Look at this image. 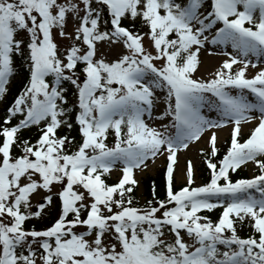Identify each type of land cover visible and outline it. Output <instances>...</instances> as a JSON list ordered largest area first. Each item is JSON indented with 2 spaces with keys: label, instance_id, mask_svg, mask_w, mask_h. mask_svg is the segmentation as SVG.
<instances>
[{
  "label": "snow or ice",
  "instance_id": "6c2138e0",
  "mask_svg": "<svg viewBox=\"0 0 264 264\" xmlns=\"http://www.w3.org/2000/svg\"><path fill=\"white\" fill-rule=\"evenodd\" d=\"M0 264H264V0H0Z\"/></svg>",
  "mask_w": 264,
  "mask_h": 264
},
{
  "label": "rangeland",
  "instance_id": "374dc122",
  "mask_svg": "<svg viewBox=\"0 0 264 264\" xmlns=\"http://www.w3.org/2000/svg\"><path fill=\"white\" fill-rule=\"evenodd\" d=\"M215 57H217L219 59V61L222 59V57H219V56H215ZM209 58H212V56H205L204 57V64H203V66L199 72V75H201L202 77H207L208 73L211 72L219 63V61H216V63H214L213 61L209 60ZM227 135H228L227 132L222 133L221 139H225L227 137ZM186 155L188 158L193 159L197 163L198 166H200L199 157L197 156L195 149L192 152L187 153ZM160 163H162V161L158 162L157 165L151 171H149L145 174V176L148 174H155V172L158 171V169L160 168ZM179 182L183 183L182 180Z\"/></svg>",
  "mask_w": 264,
  "mask_h": 264
},
{
  "label": "trees",
  "instance_id": "16d2710c",
  "mask_svg": "<svg viewBox=\"0 0 264 264\" xmlns=\"http://www.w3.org/2000/svg\"><path fill=\"white\" fill-rule=\"evenodd\" d=\"M207 173L205 171H203L202 173V178H204V176H206ZM244 176H246V174L244 173ZM151 179H156L158 182L160 180V174H157L155 176H147L146 178H144V189H145V196L148 195L149 192V185H150V181Z\"/></svg>",
  "mask_w": 264,
  "mask_h": 264
},
{
  "label": "bare ground",
  "instance_id": "6f19581e",
  "mask_svg": "<svg viewBox=\"0 0 264 264\" xmlns=\"http://www.w3.org/2000/svg\"><path fill=\"white\" fill-rule=\"evenodd\" d=\"M209 60L213 61L214 63H216L217 59L216 58H209Z\"/></svg>",
  "mask_w": 264,
  "mask_h": 264
}]
</instances>
